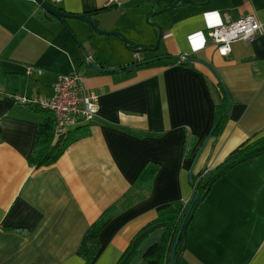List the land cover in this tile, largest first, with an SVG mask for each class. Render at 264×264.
I'll list each match as a JSON object with an SVG mask.
<instances>
[{
	"label": "crops",
	"instance_id": "obj_1",
	"mask_svg": "<svg viewBox=\"0 0 264 264\" xmlns=\"http://www.w3.org/2000/svg\"><path fill=\"white\" fill-rule=\"evenodd\" d=\"M173 1L121 0V6L95 17L105 29H120V15L145 4L148 15ZM51 4L85 13L106 6V0ZM177 10L163 24L158 50L130 55L120 38L101 36L83 20H61L35 0H0V264H84L77 251L87 229L130 190L146 164H159L149 196L123 210L100 234L101 249L91 264H115L160 208L192 199V167L193 174L210 171L241 144L264 136V34L235 40L227 56L208 34L249 13L264 21V0L184 2ZM105 13L112 20L106 22ZM145 17L136 13L134 28L124 31L132 43L153 45L157 33ZM166 55L173 57L132 71L94 66L115 69ZM26 65L44 72L27 76ZM74 69L85 88L100 94L98 116L89 136L72 143L54 164L36 167L28 155L45 114L41 106L13 95L50 98L57 74ZM219 81L231 97L229 116L218 137H207L217 99L210 85ZM194 135L197 140L185 154V141ZM238 165L228 181L214 182L196 209L180 264H264V229L259 233L250 216L216 201L221 191L235 190L252 209L264 211V168ZM163 233L164 228L153 231L131 264H146L144 251ZM220 245L224 249L218 250Z\"/></svg>",
	"mask_w": 264,
	"mask_h": 264
},
{
	"label": "trees",
	"instance_id": "obj_2",
	"mask_svg": "<svg viewBox=\"0 0 264 264\" xmlns=\"http://www.w3.org/2000/svg\"><path fill=\"white\" fill-rule=\"evenodd\" d=\"M112 8V6H104L87 11L85 13L96 16L100 12ZM61 10L64 11L63 9ZM177 61L179 62V59H177ZM138 62H132L128 65L121 66L118 70L132 71L145 64L140 61ZM210 92L213 95H216L217 99L214 107V121L210 131L208 132V135L211 133V136L218 137L221 134L229 116L230 108H228V103L230 101L231 105V97L229 92L220 81L218 82V86L210 85ZM40 109L45 114V119L38 125L36 129L34 145L30 154L28 155V162L36 167H44L54 164L72 143L91 134L90 122L78 125L74 128H68L56 134V122L53 112L46 108ZM124 130L129 132L131 131L127 129ZM1 140L2 128L0 126V142ZM196 140V135L186 139L184 144L185 154H187L188 150L192 148ZM262 150H264V136L241 144L232 152H230L226 159L214 169L210 171L204 169L197 174H193L191 181L194 188L192 199L197 192L202 194L205 191L209 181L214 176L219 174L223 169L246 156L252 155ZM158 170L159 164L152 162L146 164V166L139 173L130 190L126 192V194H124L118 201L107 207L90 225V227L85 232L77 251V254L84 259V264H91L99 253L102 245L100 234L107 224L127 207L149 196ZM192 199H190L188 202L177 200L170 205L160 208L158 210L157 216L145 224L132 237L115 264H131L134 258L138 255L139 249L146 238L153 231L159 228H164L162 238L159 241L151 244L144 251L143 258L146 264H169L172 246L180 232L181 225L187 215V211ZM182 242L183 237L181 235L177 251L181 248Z\"/></svg>",
	"mask_w": 264,
	"mask_h": 264
},
{
	"label": "built area",
	"instance_id": "obj_3",
	"mask_svg": "<svg viewBox=\"0 0 264 264\" xmlns=\"http://www.w3.org/2000/svg\"><path fill=\"white\" fill-rule=\"evenodd\" d=\"M47 1L55 3L60 0ZM120 3L121 0H106V6L120 5ZM208 34L217 45L218 52L227 56L230 54L232 42L235 40H250L258 34H264V21L256 13H249L237 20H226V22L210 29ZM86 58L88 61L92 59L88 54ZM43 72L42 68L34 65L25 67L27 76L41 75ZM53 87L54 94L50 98H28L21 94L13 96L23 104L34 103L52 111L56 122V134L96 119L100 110V94L83 86L82 75L76 69L57 74Z\"/></svg>",
	"mask_w": 264,
	"mask_h": 264
},
{
	"label": "water",
	"instance_id": "obj_4",
	"mask_svg": "<svg viewBox=\"0 0 264 264\" xmlns=\"http://www.w3.org/2000/svg\"><path fill=\"white\" fill-rule=\"evenodd\" d=\"M38 4H40L46 11H48L49 13H51L52 15L56 16L57 18L64 20L66 18H78L80 20H83L85 22H87L91 28L98 34H105V35H114L119 37L125 44V46L127 47V49L134 51V52H140L142 50L145 51H150V52H155L156 50H158L159 45H160V41H161V37H162V32L163 29L161 27V25L159 23L153 22L151 21V18L154 15L160 14L161 12H165L168 10H172L175 7H178L180 4L184 3V2H188V3H192V4H197V5H203V4H207L210 2V0H206V1H197V0H175L171 5L164 7L163 9H161L160 11H156V12H152L150 13V15L147 18V21L152 24L153 26L156 27L157 29V39H156V43L153 45H149V44H145V43H132L130 41V39L121 31L119 30H108L105 29L103 27L100 26L99 20L91 15V14H86V13H69L66 11H62L61 9H59L58 7H56L55 5L49 3L46 0H35ZM164 57H172V55H166V56H158V57H152V59H147L144 61H140L143 63H147L150 61H154L160 58H164ZM139 63V62H138ZM94 66L99 69V70H103V71H113V70H118L119 68H106V67H102L100 65L94 64ZM228 108H230V101L228 103ZM208 137H211V133L210 135H208ZM264 154V150L256 152L252 155L246 156L240 160H238L237 162L233 163L232 165L228 166L227 168L223 169L219 174H217L216 176H214L208 183L205 191L201 194L199 192H197L192 201L191 204L188 208L187 211V215L181 225V229L179 234L177 235L174 244L172 246L171 249V253H170V260H169V264H180V260H181V255L182 253L185 251L187 243H188V227L189 224L194 216V213L198 207V205L204 200V198L206 197V195L209 193L212 185L214 184L215 181H217L221 176H223L225 173H227L229 170H231L232 168H234L235 166H237L238 164L250 160L252 158H255L259 155ZM193 167L190 170L189 173V177H190V181H192V177H193ZM181 235L183 237V242H182V246L181 248L177 251L179 242H180V238Z\"/></svg>",
	"mask_w": 264,
	"mask_h": 264
},
{
	"label": "rangeland",
	"instance_id": "obj_5",
	"mask_svg": "<svg viewBox=\"0 0 264 264\" xmlns=\"http://www.w3.org/2000/svg\"><path fill=\"white\" fill-rule=\"evenodd\" d=\"M123 8H125V7L123 6L120 9H123ZM148 8H149V5L145 4V5L141 6L139 9H136L134 11H131L130 13H127L125 16H121L120 15V18H121L120 24L124 25L125 27L123 26L122 28H125V29H122L121 27H119L120 29H108V30H119V31H121L122 33H124L127 36V34L125 33L124 30H126L128 28H134L133 25L131 24L132 20H133V18H135L136 13H141V17L143 16V14H146V17H145L146 23L149 25V27L154 29L156 31V33H158L156 27L153 26L152 24H150L147 21V18L150 15V13L156 12V11H160L164 7L160 8V9H157V10H154V11L148 13V15H147V13H145V12H147ZM177 11H178L177 7H175L172 10L161 12L160 14L154 15L151 18V21L159 23L161 25L162 29H163V24H165V23L167 24L169 21H171L172 18L175 17ZM105 17L106 18H104V19H105L106 22H108L109 20H112V14L105 13ZM70 19H73V18H70ZM74 19L80 20L78 18H74ZM116 19H117V17H114V20H116ZM99 23H100V26L102 27L100 20H99ZM99 35L106 36V37H111L112 39H116L117 38V36H114V35H105V34H99ZM155 43H156V41H155ZM123 44H124V42H123ZM124 47L127 49L125 44H124ZM127 51H128V53L130 55H134V54H137V53H142L140 55H148V53H151L150 51H145V50H142L140 52H134V51H131V50L127 49ZM250 165L259 166L261 168H264V155H260L258 157L252 158V159H250L248 161H244V162L240 163L238 166H250ZM235 169L236 168H233L228 173H226L222 178L218 179L217 180L218 183H224L225 181H228V179L232 177L234 171H236ZM237 194H238V191L226 189V190H223V191L220 192V195L218 197H216V201H220L222 203L223 207H226L228 209L233 208L234 212L236 211V212H240L244 216H250L251 224L252 225H256L257 231L259 233H261L263 231V229H264V215H263L264 211L260 212V210L257 209V208H253L252 209L250 207V203L248 201V198H246L245 196L237 197ZM260 215H262V216H260ZM258 218L259 219L260 218L263 219L261 221L262 224L260 222H257ZM222 249H224V245H220L218 247V250H222Z\"/></svg>",
	"mask_w": 264,
	"mask_h": 264
}]
</instances>
